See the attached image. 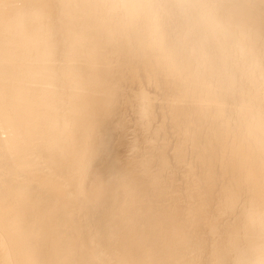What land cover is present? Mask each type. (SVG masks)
I'll return each mask as SVG.
<instances>
[{"label": "bare ground", "instance_id": "6f19581e", "mask_svg": "<svg viewBox=\"0 0 264 264\" xmlns=\"http://www.w3.org/2000/svg\"><path fill=\"white\" fill-rule=\"evenodd\" d=\"M0 90V264H264V0H0Z\"/></svg>", "mask_w": 264, "mask_h": 264}, {"label": "clouds", "instance_id": "9594fccd", "mask_svg": "<svg viewBox=\"0 0 264 264\" xmlns=\"http://www.w3.org/2000/svg\"><path fill=\"white\" fill-rule=\"evenodd\" d=\"M122 19L123 21L129 25V26H134L135 21L132 18V15L129 13V11L127 9H124L121 13ZM28 66L26 64V62L23 60H21V64H20V68H19V74H20V83H23L24 77L26 76L27 72H28ZM14 111V115H15V120L16 123L19 126H23L25 121H26V117H27V113L25 110V106H24V102L22 99H20L13 108ZM8 105H7V101L3 95V91L0 90V123H5L8 120ZM81 191H83V184H81Z\"/></svg>", "mask_w": 264, "mask_h": 264}]
</instances>
